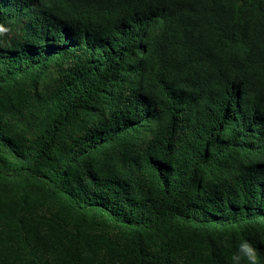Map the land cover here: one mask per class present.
<instances>
[{
    "label": "trees",
    "instance_id": "1",
    "mask_svg": "<svg viewBox=\"0 0 264 264\" xmlns=\"http://www.w3.org/2000/svg\"><path fill=\"white\" fill-rule=\"evenodd\" d=\"M0 22V264H228L243 238L264 264V0Z\"/></svg>",
    "mask_w": 264,
    "mask_h": 264
},
{
    "label": "clouds",
    "instance_id": "2",
    "mask_svg": "<svg viewBox=\"0 0 264 264\" xmlns=\"http://www.w3.org/2000/svg\"><path fill=\"white\" fill-rule=\"evenodd\" d=\"M11 29L0 22V37L7 36ZM224 247L231 249L232 245L225 241ZM228 264H262L259 251L256 245L247 238L241 239L227 256Z\"/></svg>",
    "mask_w": 264,
    "mask_h": 264
}]
</instances>
